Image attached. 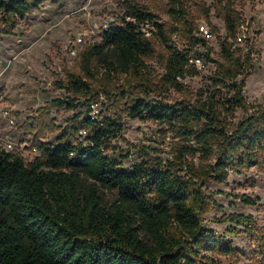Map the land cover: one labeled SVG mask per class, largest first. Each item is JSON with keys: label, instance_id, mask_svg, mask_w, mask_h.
I'll return each mask as SVG.
<instances>
[{"label": "trees", "instance_id": "obj_1", "mask_svg": "<svg viewBox=\"0 0 264 264\" xmlns=\"http://www.w3.org/2000/svg\"><path fill=\"white\" fill-rule=\"evenodd\" d=\"M167 1L168 23L138 0L120 1L122 15L99 42L80 51L77 68L60 85L67 97L48 106L78 112L64 126L52 125L58 130L53 140L36 136L38 156L28 161L0 148V264H216V253H240L232 240L240 233L264 264V225L256 218L232 213L223 220L235 225L219 232L200 216L213 199L206 193L209 180L225 182L231 170L264 160V105L245 95L253 50L237 42L245 20L236 0H217L221 35L210 21L211 7L199 6L219 40L218 58L205 53L216 69L208 89L174 100L169 93L186 92L184 79L199 72L192 51L209 39L187 0ZM40 2L0 0V33H12ZM150 23L162 52L142 30ZM174 35L181 36L182 48ZM155 55L164 61L159 80L148 62ZM101 96L107 112L93 116ZM238 110L252 113L237 121ZM126 116L164 126L176 139L173 158L127 166L108 156ZM81 130L87 132L83 140ZM81 173L93 180L86 189ZM102 189L117 194L113 203L104 201Z\"/></svg>", "mask_w": 264, "mask_h": 264}, {"label": "rangeland", "instance_id": "obj_2", "mask_svg": "<svg viewBox=\"0 0 264 264\" xmlns=\"http://www.w3.org/2000/svg\"><path fill=\"white\" fill-rule=\"evenodd\" d=\"M120 1L41 0L25 19L16 23L12 33H0V142H14L17 147L14 151L28 161L33 160L36 155L29 148L20 151L22 145L26 142L34 145L38 135L40 141L53 140L58 130L53 131L52 125L64 126L67 118L78 112L79 109L58 111L48 106L55 99L67 97L60 85L67 79L69 72L77 68L80 51L89 44L99 42L109 24L122 15ZM138 1L158 15V22H170L165 12L167 0ZM187 1L193 16L197 18L199 32L209 41L192 51V62L199 72L184 79L186 92L172 90L169 93V98L174 100L196 93L201 88L208 89L212 84L210 76L216 69L205 53L208 51L211 56L218 58L219 40L216 33L207 35L211 26L199 6L205 4L211 7V23L217 28L218 34H225V23L215 10L217 0ZM235 6L245 20L246 39L240 45L253 50V68L246 80L245 95L252 104L264 105V0H236ZM145 28L162 52L164 47L155 34L148 31L154 28L152 23ZM80 37L82 41H79ZM173 40L180 48L184 46L180 35H174ZM148 62L152 76L159 80L164 70L162 55H155ZM106 106L107 101L101 96L92 111L98 115L106 113ZM251 113L252 110H238L236 120ZM124 122L122 136L112 141L113 149L105 151L112 159L131 166L143 159L173 158L176 139L164 126L127 116ZM195 162L199 164L198 157ZM92 182L90 177L81 173L82 189ZM205 188L206 193L213 196L208 209L200 213L207 227L219 232L227 231L235 223L223 218L232 213L252 215L259 224L264 225V160L253 167L231 170L225 182L209 180ZM101 193L107 204L113 203L117 197L114 191L108 189H102ZM247 198L259 200L260 207L246 204L244 200ZM232 240L240 253L230 257L216 253V264H263L261 256L249 249L250 240L245 234L235 235Z\"/></svg>", "mask_w": 264, "mask_h": 264}, {"label": "built area", "instance_id": "obj_3", "mask_svg": "<svg viewBox=\"0 0 264 264\" xmlns=\"http://www.w3.org/2000/svg\"><path fill=\"white\" fill-rule=\"evenodd\" d=\"M148 22L149 21L147 20L145 23H148ZM146 26H148V25L147 24H142V30L143 31H147L146 28H145ZM208 34H210L209 31L207 32V35ZM244 39H246V34H245V28H244V25H243L241 30H240V32L237 35V42L241 43L242 41H244ZM79 41H82L81 37L79 38ZM91 115L96 116L97 114L95 112L93 113V111H92ZM80 134H81L80 138L83 140L86 137L87 132H86V130H81ZM1 145H2V147H1ZM0 148L1 149H5L7 151H14V149H16L17 147L14 145V142L6 141V142H0ZM26 148L31 149L30 151H33V153L36 156H38L40 154L38 148L35 145L30 144L28 142H26L25 144L22 145V147L20 148V151L21 150H25Z\"/></svg>", "mask_w": 264, "mask_h": 264}]
</instances>
